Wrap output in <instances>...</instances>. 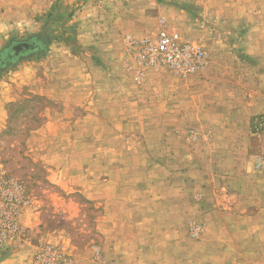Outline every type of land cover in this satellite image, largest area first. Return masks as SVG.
Wrapping results in <instances>:
<instances>
[{"label": "rangeland", "instance_id": "1", "mask_svg": "<svg viewBox=\"0 0 264 264\" xmlns=\"http://www.w3.org/2000/svg\"><path fill=\"white\" fill-rule=\"evenodd\" d=\"M161 23L204 46L201 71L134 62L125 39ZM27 40L37 49L7 60ZM0 53V262L190 251L185 264H213L198 251L220 227L204 222L216 177L236 184L264 155V0H0ZM248 108L249 126L237 123ZM260 173L254 238L231 264H264Z\"/></svg>", "mask_w": 264, "mask_h": 264}, {"label": "crops", "instance_id": "2", "mask_svg": "<svg viewBox=\"0 0 264 264\" xmlns=\"http://www.w3.org/2000/svg\"><path fill=\"white\" fill-rule=\"evenodd\" d=\"M255 114L252 108L245 109V111H238L240 115L236 120L237 123L241 122L244 126H249L251 116ZM253 168L247 173H238L234 178L236 184L230 183L227 177L225 179H217L215 183V197L213 198V206L210 205L211 211L204 215V222L207 227L214 223L220 225L219 230L215 228L210 231V234L215 239L212 251H198L201 258L205 263L213 264H231L240 251H248L247 241L252 240L254 235L251 233V228L248 227L253 222L258 221L259 217L251 214L254 201L250 197V193L255 191V187L248 183L249 180H255L257 176L261 175L260 170ZM263 176V175H262ZM245 180V184H240ZM225 225V226H222ZM219 235V236H218ZM140 252V253H139ZM149 251H103L104 258H115V264H129L128 257L131 256L134 264H145L142 257L143 254L148 256ZM169 256L165 260L171 264H185L189 261L190 251H152L150 255L154 256V260L150 264L163 263L162 258L159 257L163 254ZM92 251H76L73 253V264H78L79 261L88 264V259ZM199 254V255H200ZM160 255V256H159ZM124 256V257H122ZM126 256V257H125ZM139 256V257H138ZM159 256V257H158ZM138 258V259H137ZM122 259V260H121ZM126 259V260H125ZM0 264H29V257L26 251H16L6 259L1 260Z\"/></svg>", "mask_w": 264, "mask_h": 264}, {"label": "built area", "instance_id": "3", "mask_svg": "<svg viewBox=\"0 0 264 264\" xmlns=\"http://www.w3.org/2000/svg\"><path fill=\"white\" fill-rule=\"evenodd\" d=\"M125 46L141 70L167 68L174 74L188 76L201 71L208 61L207 51L202 44L176 30H167L163 23L150 36L139 39L127 37ZM260 122L264 125V117ZM255 167L264 171V155L255 159Z\"/></svg>", "mask_w": 264, "mask_h": 264}, {"label": "flooded vegetation", "instance_id": "4", "mask_svg": "<svg viewBox=\"0 0 264 264\" xmlns=\"http://www.w3.org/2000/svg\"><path fill=\"white\" fill-rule=\"evenodd\" d=\"M23 43H27L28 44V47L23 46L22 45ZM37 45L38 44L34 40H27V41H23V42H18V43H16V46L15 47L13 46V49H12L13 56H11V57L9 56L7 58V60H10V59H12L14 57H17L19 55L20 56L21 55H24L26 53H29L30 51L36 50L37 49L36 48ZM16 47H18V48H16ZM0 63L3 64L4 61H1L0 60Z\"/></svg>", "mask_w": 264, "mask_h": 264}, {"label": "water", "instance_id": "5", "mask_svg": "<svg viewBox=\"0 0 264 264\" xmlns=\"http://www.w3.org/2000/svg\"><path fill=\"white\" fill-rule=\"evenodd\" d=\"M22 45L25 46V47H28L27 43H23ZM16 48H18V47H16Z\"/></svg>", "mask_w": 264, "mask_h": 264}, {"label": "trees", "instance_id": "6", "mask_svg": "<svg viewBox=\"0 0 264 264\" xmlns=\"http://www.w3.org/2000/svg\"><path fill=\"white\" fill-rule=\"evenodd\" d=\"M1 56H2V55H1V53H0V60H1ZM7 130H8V129H7ZM7 130H5V131H4V133H6V132H7Z\"/></svg>", "mask_w": 264, "mask_h": 264}]
</instances>
